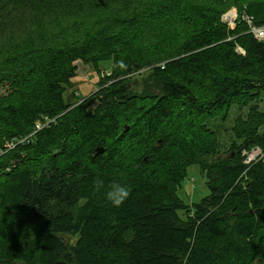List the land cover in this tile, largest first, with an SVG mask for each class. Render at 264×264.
Segmentation results:
<instances>
[{
	"label": "trees",
	"instance_id": "obj_1",
	"mask_svg": "<svg viewBox=\"0 0 264 264\" xmlns=\"http://www.w3.org/2000/svg\"><path fill=\"white\" fill-rule=\"evenodd\" d=\"M198 2L0 0V264H264V162L243 155H264V42ZM232 3L264 21L263 5ZM67 20L99 31L47 35ZM77 61L110 74L66 103ZM234 108L224 157L207 122ZM192 165L209 194L189 206L178 191ZM114 183L129 190L118 207Z\"/></svg>",
	"mask_w": 264,
	"mask_h": 264
},
{
	"label": "rangeland",
	"instance_id": "obj_2",
	"mask_svg": "<svg viewBox=\"0 0 264 264\" xmlns=\"http://www.w3.org/2000/svg\"><path fill=\"white\" fill-rule=\"evenodd\" d=\"M250 2H257L260 6H264V0H249ZM114 6L121 7L122 3L119 1V3H113ZM198 5L204 6H211L213 9L216 10H222L220 14V18L224 20L225 23L229 25L230 21L228 20V15L233 13L235 14L234 10H236L235 5L232 3V0H199ZM262 6V7H263ZM142 10L144 12L143 8L138 7L137 9H131L129 14H135L138 11ZM150 12H152L150 10ZM143 14V13H142ZM236 15V14H235ZM238 16V15H237ZM106 22H103L104 24L102 26H105L106 28H109L107 26V23H109L110 19H106ZM102 21V20H101ZM72 21L67 20L64 22V25L70 24ZM90 24L91 22H86L83 24ZM143 23V19L140 18L138 20V24ZM78 27V28H75ZM58 28H63V26H60L59 23H51L48 25V32L47 35L53 37L57 42H63L64 40L69 41L71 38L74 40H82L84 39L86 33H96L99 31L98 28L90 26L89 28L86 27H79L75 24H70V28L68 32H64L60 36H54L52 35V32H58ZM124 28H127L124 26ZM188 28L187 24H178L174 29L170 31V34H175L174 38L179 39L182 38L185 29ZM130 30L131 29H127ZM40 29H37L36 32H39ZM179 32V33H177ZM110 34H114L113 30L110 29ZM157 38H162L159 36H156ZM24 40L16 41L14 43V46L20 47L23 46ZM75 65L77 67L76 76L72 79V84L69 87H66V90L63 94L64 101L66 103H74L77 100L82 101L85 98L91 99L92 95L95 93L94 91L97 89V83L100 77H103L105 75L110 74L111 70V63L110 62H100L98 64L99 71H95V69L92 66L84 65L82 62L77 61L75 62ZM141 73V71H139ZM138 76V75H137ZM136 75L132 76L130 79V83H134L135 80H138V77ZM97 99H92L89 101V105H91V108L93 109L97 105ZM260 110L264 112V96H262V99L259 103ZM246 110H243L241 112L242 115H244ZM238 110L235 108L231 111L229 117L223 121L222 116L220 114L215 115L212 119L207 122V126L214 130L217 134L219 143H220V153L224 157L226 156V152L229 150L231 144L235 141V138L232 134V127L234 124V120L238 116ZM260 132H264V127L261 128ZM209 194L208 188L206 186V178L205 175H202L200 173V170L197 166L192 165L187 168L186 178L182 182V187L178 191V196L184 201L185 204L192 206L193 204L199 203L201 199L206 197Z\"/></svg>",
	"mask_w": 264,
	"mask_h": 264
},
{
	"label": "built area",
	"instance_id": "obj_3",
	"mask_svg": "<svg viewBox=\"0 0 264 264\" xmlns=\"http://www.w3.org/2000/svg\"><path fill=\"white\" fill-rule=\"evenodd\" d=\"M235 14L231 13L228 15V20L230 21L229 25L222 21L230 28L233 29L236 25L237 20L243 23L247 28V33H249L255 40L259 42H264V21L261 23H256L252 16L246 14V12L242 14H238L237 10H234ZM238 15V16H237ZM37 129H40V125H36ZM245 156V163L250 164L251 162L257 161L259 159H263L264 155L260 151L259 148L255 147L249 152H243Z\"/></svg>",
	"mask_w": 264,
	"mask_h": 264
},
{
	"label": "clouds",
	"instance_id": "obj_4",
	"mask_svg": "<svg viewBox=\"0 0 264 264\" xmlns=\"http://www.w3.org/2000/svg\"><path fill=\"white\" fill-rule=\"evenodd\" d=\"M96 183L98 186H103L104 181L98 179ZM128 195L129 190L127 186L121 185L119 183H114L106 189V199L115 207H118L120 204H122Z\"/></svg>",
	"mask_w": 264,
	"mask_h": 264
},
{
	"label": "water",
	"instance_id": "obj_5",
	"mask_svg": "<svg viewBox=\"0 0 264 264\" xmlns=\"http://www.w3.org/2000/svg\"><path fill=\"white\" fill-rule=\"evenodd\" d=\"M104 152V150L102 149V148H95V150H94V153H95V155H99V154H102Z\"/></svg>",
	"mask_w": 264,
	"mask_h": 264
}]
</instances>
